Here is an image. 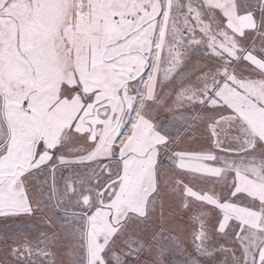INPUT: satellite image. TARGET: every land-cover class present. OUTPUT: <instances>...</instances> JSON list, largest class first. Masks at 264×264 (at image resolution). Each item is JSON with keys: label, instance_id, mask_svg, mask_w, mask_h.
I'll use <instances>...</instances> for the list:
<instances>
[{"label": "snow or ice", "instance_id": "obj_1", "mask_svg": "<svg viewBox=\"0 0 264 264\" xmlns=\"http://www.w3.org/2000/svg\"><path fill=\"white\" fill-rule=\"evenodd\" d=\"M0 264H264V0H0Z\"/></svg>", "mask_w": 264, "mask_h": 264}]
</instances>
